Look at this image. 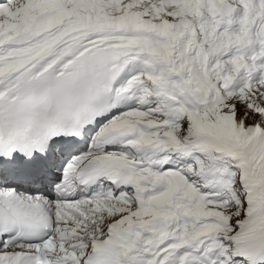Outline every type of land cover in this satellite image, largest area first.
Wrapping results in <instances>:
<instances>
[{
  "label": "snow or ice",
  "instance_id": "1",
  "mask_svg": "<svg viewBox=\"0 0 264 264\" xmlns=\"http://www.w3.org/2000/svg\"><path fill=\"white\" fill-rule=\"evenodd\" d=\"M0 264H264V0H0Z\"/></svg>",
  "mask_w": 264,
  "mask_h": 264
}]
</instances>
